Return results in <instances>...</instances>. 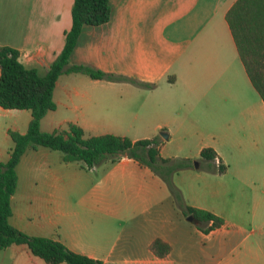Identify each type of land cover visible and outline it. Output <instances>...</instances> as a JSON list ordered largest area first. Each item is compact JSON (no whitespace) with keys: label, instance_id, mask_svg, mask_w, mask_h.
Returning <instances> with one entry per match:
<instances>
[{"label":"crops","instance_id":"crops-1","mask_svg":"<svg viewBox=\"0 0 264 264\" xmlns=\"http://www.w3.org/2000/svg\"><path fill=\"white\" fill-rule=\"evenodd\" d=\"M72 1L0 0V46L15 49L23 67L43 75L63 46ZM235 1L108 0L109 19L81 27L68 63L154 86L60 74L52 90L54 108L41 118L40 130L71 122L84 136H158L161 157L197 159L201 148L210 147L223 164L221 147L232 148L241 174L228 183L222 178L215 195L237 192L243 182L260 186L256 189L264 195V103L245 73L225 19ZM240 8L241 21L235 25L240 49L251 65L264 67V29L245 28L242 20L247 23L257 14L247 2ZM30 118L28 109L0 107V162L7 160L13 144L8 132L24 133ZM193 143V154L163 152L170 145L180 150ZM196 169L179 170L172 181L187 205L222 218V225L207 233L186 220L163 181L135 160L123 156L87 168L39 146L26 150L15 166L8 222L101 264H264V240L251 238L252 229L233 228L236 220L197 201L193 178L224 173ZM254 216L253 211L242 223L254 228ZM198 235L212 251L191 250ZM154 239L169 246L165 255L150 250ZM0 264L50 263L24 244H13L0 249Z\"/></svg>","mask_w":264,"mask_h":264},{"label":"trees","instance_id":"trees-1","mask_svg":"<svg viewBox=\"0 0 264 264\" xmlns=\"http://www.w3.org/2000/svg\"><path fill=\"white\" fill-rule=\"evenodd\" d=\"M249 3L256 16L251 20H242L245 28L255 26L264 29V0H236L225 13V19L233 35L236 48L245 73L264 103V67H255L244 57L235 35V25L241 21L237 18L242 12V5ZM239 12V13H237ZM108 0H73L70 8V25L64 32L63 46L55 55L43 75L32 68H25L17 60V51L8 46H0V107L6 109H28L31 118L26 131L18 133L9 131L12 147L5 162H0V249L13 244H24L31 254L44 262L56 264H101L100 261L69 250L58 240L29 236L8 222L11 212L10 197L16 185L15 166L20 156L29 149L39 146L62 153L64 162L79 161L90 168L103 162H113L120 157L135 160L150 169L165 184L174 205L184 215H192L196 227L203 233L222 225L221 217L203 209L186 204L180 190L173 184L172 175L192 166L187 157H161L158 151L159 137L131 140L126 136L110 133L84 136L77 125L67 122L65 127L50 132L40 130L39 123L44 114L54 108L52 90L60 74L81 73L92 79L112 82H128L144 88H152L154 83H145L132 77L105 72L88 64H69L68 57L83 25H99L109 19ZM253 18V19H252ZM237 20V21H236ZM250 27V28H251ZM173 78L167 77L171 82ZM198 169L209 173H223L225 165L216 159L210 147L199 151ZM150 250L158 257L165 255L169 246L160 239H154Z\"/></svg>","mask_w":264,"mask_h":264},{"label":"rangeland","instance_id":"rangeland-1","mask_svg":"<svg viewBox=\"0 0 264 264\" xmlns=\"http://www.w3.org/2000/svg\"><path fill=\"white\" fill-rule=\"evenodd\" d=\"M163 152H167L169 154H173L174 152H183V154H193V152H195V144L193 143V145H189L188 147L180 150L174 148V145L172 146L170 145ZM221 152L225 159L223 161L225 165V171L223 172L224 173L223 176L208 175L207 176L208 178L205 179L202 178L199 179L197 178V176L196 178L195 177L193 178L194 189L195 191H199L198 196H196L197 201L199 204L207 208H212L218 212L225 214L229 218L236 220L234 223L236 224L237 227L233 225V228L236 229L243 228V231H249L250 229H252L253 233L250 237L255 238L257 241H263L264 221H262V219L264 216V195H261L260 192L257 191V189L258 190L261 189L260 186L258 185L253 186L252 184L243 182L240 185L241 189H238L237 192L230 191L229 195H219V196L215 195L214 191L220 185V180L223 178V182H227V183L229 180H234V178H236L238 174H241L240 169L242 168L241 167L242 164L240 165V163L238 162V157L237 156L234 157L235 156L234 152L237 153L236 150L222 146ZM191 160L194 161L196 159H191ZM194 171H196L195 173H198V171L199 173H203L201 172L200 169H196ZM190 194L191 197L195 196L194 193H190ZM253 211L255 214L254 221H256L257 223L254 228H252L251 225L248 223H242V219H247L246 217L247 216L249 217L253 213ZM238 217L240 219L239 223H238ZM239 225H241L242 227L240 228ZM209 244L210 243L208 242V240L203 239L198 235L193 237L192 239L191 250L193 252L205 254L206 252L212 251L209 248ZM240 246L242 247V244ZM220 263L231 264L227 260H220Z\"/></svg>","mask_w":264,"mask_h":264},{"label":"water","instance_id":"water-1","mask_svg":"<svg viewBox=\"0 0 264 264\" xmlns=\"http://www.w3.org/2000/svg\"><path fill=\"white\" fill-rule=\"evenodd\" d=\"M161 135L163 134V133H160ZM192 166L194 167V168H197L198 167V162L197 161H192ZM186 220H188V221H190V222H192V223H197V221H196V219L192 216V215H187L186 216Z\"/></svg>","mask_w":264,"mask_h":264}]
</instances>
